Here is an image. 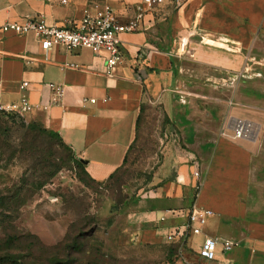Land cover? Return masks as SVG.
Wrapping results in <instances>:
<instances>
[{
	"label": "crops",
	"instance_id": "0c3cea01",
	"mask_svg": "<svg viewBox=\"0 0 264 264\" xmlns=\"http://www.w3.org/2000/svg\"><path fill=\"white\" fill-rule=\"evenodd\" d=\"M103 4L123 23L138 6L145 10L140 29L120 35L122 60L112 75L105 73L106 52L57 46L45 61L33 34L0 29L2 102L27 94L33 103L45 104L53 96L48 84L63 85L59 104L24 117L58 132L87 161L89 174L106 181L136 138L145 96L160 99L185 149L168 150L156 172L158 186L125 203L121 211L128 225L120 239L137 248L164 243L188 263V247L198 250L205 238L218 237L235 245L229 251L219 245L216 264H264V0H163L153 7L145 0H0V27L39 14L63 25ZM194 45L200 69L183 67L177 75L179 53ZM23 55L33 60L27 63ZM70 63L78 67L64 66ZM196 78L217 82L188 84ZM209 90L222 97L205 104L199 98ZM237 118L254 123L250 138L223 135L232 134ZM195 170L203 181L199 191ZM193 205L213 213L201 234L180 238L176 232L186 227ZM113 207L98 219L114 215ZM55 221L63 224L62 240L68 221ZM40 236L47 245L58 242Z\"/></svg>",
	"mask_w": 264,
	"mask_h": 264
},
{
	"label": "rangeland",
	"instance_id": "374dc122",
	"mask_svg": "<svg viewBox=\"0 0 264 264\" xmlns=\"http://www.w3.org/2000/svg\"><path fill=\"white\" fill-rule=\"evenodd\" d=\"M198 33L199 31L193 32L195 35ZM196 48L197 45H194L192 48H186L185 52L179 53L180 57L177 59L175 67L177 75L178 73L183 75V71H180L183 67L190 71L200 69V63L194 61L197 60L195 57ZM185 80L188 82V79ZM190 80L189 85H202V87H209L211 83L217 82L197 78ZM218 97L221 98L222 95L220 96L214 90H209L206 98L200 97L199 99L208 104L213 103ZM22 122L30 123L31 121L19 114H13L11 117H0V138L4 141L3 146L0 147V189L3 191L10 190L11 193L17 188L23 187L22 198L26 202L20 217L14 220V225L26 234L15 241L16 243L12 247L14 254L19 256L24 252L23 258L28 264H34L32 259L37 257L42 262H46L47 258H52L51 251L40 247L36 237L34 238L29 233L40 238V235L49 236L51 241H58L52 245L48 244L49 246L63 241L64 239L60 240L62 237L59 234L63 230V224L61 225L55 220L60 218L67 220L68 229L66 231L68 232L74 220V214L66 208L60 194L72 192L80 197L84 210L88 211L89 209L90 214L96 218L98 223L95 234L97 239L95 241L84 240L81 246L82 250L77 252V257H84L92 264H216L215 261L208 262L200 258L198 250L192 247H188L184 255V258L188 260L187 263L183 262L184 259L181 261L174 249L164 243L137 248L134 243H125L124 240L120 239L122 232L128 225V217L121 211L125 203L140 198L143 193L158 186L157 180H155L156 172L168 150L185 149L179 139L178 132L172 128L174 123L168 117L160 99L145 96L141 137L128 165L121 174L124 183L119 187V191L117 186H108L106 189H101L99 193L90 190L78 180L77 169L75 168L62 169L40 191L38 186L42 181L35 178L37 172L31 169V162L25 160L24 156L20 158V153L16 152L17 148L15 147H18L26 139L25 130L20 129ZM48 147L56 156H62L64 153L53 140H49V145H46L45 148ZM33 180L35 181L32 182ZM111 201L114 205L113 211L117 212L110 215L109 218L98 219L99 214L100 216L108 215V208L111 209L113 206L109 205ZM123 201L124 203H122ZM0 238H2L1 234ZM0 244H2L1 240ZM90 244H94L91 250ZM30 251L33 254L29 255ZM47 262L50 264L49 261ZM82 264H87V262L82 261Z\"/></svg>",
	"mask_w": 264,
	"mask_h": 264
},
{
	"label": "built area",
	"instance_id": "2783aa9c",
	"mask_svg": "<svg viewBox=\"0 0 264 264\" xmlns=\"http://www.w3.org/2000/svg\"><path fill=\"white\" fill-rule=\"evenodd\" d=\"M181 3L182 0H174ZM67 2V0H63ZM150 7L157 6L163 0H145ZM145 10L143 6H138L137 14L129 21L121 22L114 9L109 4L98 5L93 13L86 12L80 20H69L63 25L50 24L46 18L39 14L28 17L24 21H7L0 29L3 32H13L16 34H33L40 42V48L43 51L44 60L48 61V52L51 48L61 46L68 51L79 49H90L94 53L106 52L105 73L112 75L115 68L121 63V39L120 35L125 32L138 31L144 21ZM27 63L33 58L29 55H23ZM64 66L76 68V64L70 63ZM53 90V96L48 103H33L27 94H23L18 100L5 104L0 96V113L19 114L24 116L27 113L37 109L47 110L52 105H57L65 93V87L61 84L49 83ZM29 86L28 81H23V87ZM95 102V99H91ZM232 134H226L233 139L250 138L255 130L254 123L247 119L237 118L234 121ZM197 179L196 190L199 191L202 186V178L199 170L194 171ZM212 210L193 205L188 214V223L184 229L179 228L176 235L180 238L192 234H201L203 226L206 224ZM173 239V235L169 236ZM222 245L224 251H229L235 243L231 240H220L218 237H207L198 249V256L205 261L213 262L217 259L218 246Z\"/></svg>",
	"mask_w": 264,
	"mask_h": 264
},
{
	"label": "trees",
	"instance_id": "16d2710c",
	"mask_svg": "<svg viewBox=\"0 0 264 264\" xmlns=\"http://www.w3.org/2000/svg\"><path fill=\"white\" fill-rule=\"evenodd\" d=\"M12 115L13 114L0 113V117H11ZM142 116L143 107L141 108V114L137 120L136 138L130 146L123 164L111 174L106 181L94 179L86 169L87 161L80 158L72 147L64 142L58 132L46 128L39 122L21 123L20 129L25 130L26 139L19 144V148L15 147L17 148L16 152L18 151L20 153V158L24 156L25 160L31 162V169L37 172L35 178L42 181L38 186L40 191H42L62 169L73 168L77 169L76 176L78 180L90 190L99 193L101 189H106L108 186H117L119 191V187L124 183L121 174L128 165L130 157L136 150L141 137ZM49 140H53L55 144L64 151L62 156H56L49 147L45 148L46 145H49ZM3 144L4 141L0 138V147H2ZM34 181L35 180L32 182ZM23 190V187H19L10 193V190L3 191L0 189V234L2 235V238H0L2 241V244H0V264H28L25 258H23L25 256L24 252L18 256L12 251V247L16 243L15 241L26 235L25 232L19 230L14 225V220L20 217L23 206L26 203L22 198ZM60 195L63 198L66 208L70 209L74 214V220L64 240L56 245L49 246L39 236L31 233H29V235L34 236V238L36 237L40 247L51 251L53 255L52 258H47L46 260V262L49 261L50 264H82V261L87 262V264H92L84 257H77V252L82 250L81 246L84 240L89 239L90 241H95L97 239L95 237L98 229L97 220L90 214L89 209L88 211L84 210L85 208L83 207L84 205L80 197L72 192L70 194ZM122 203H124V201ZM81 215H83V217H81ZM90 246L91 250L94 244H90ZM95 246L97 245L95 244ZM85 250L87 249L85 248ZM31 254H33L32 251L29 252V255ZM32 261L34 264H48V262L39 261L38 257L34 260L32 259Z\"/></svg>",
	"mask_w": 264,
	"mask_h": 264
},
{
	"label": "water",
	"instance_id": "95a60500",
	"mask_svg": "<svg viewBox=\"0 0 264 264\" xmlns=\"http://www.w3.org/2000/svg\"><path fill=\"white\" fill-rule=\"evenodd\" d=\"M173 179H175V177H173Z\"/></svg>",
	"mask_w": 264,
	"mask_h": 264
}]
</instances>
